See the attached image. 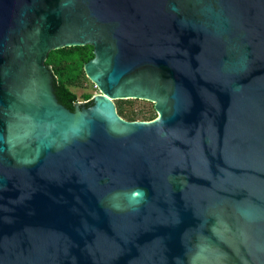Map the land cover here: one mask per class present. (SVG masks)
<instances>
[{"label":"water","instance_id":"obj_1","mask_svg":"<svg viewBox=\"0 0 264 264\" xmlns=\"http://www.w3.org/2000/svg\"><path fill=\"white\" fill-rule=\"evenodd\" d=\"M0 264H264V0H0Z\"/></svg>","mask_w":264,"mask_h":264},{"label":"trees","instance_id":"obj_2","mask_svg":"<svg viewBox=\"0 0 264 264\" xmlns=\"http://www.w3.org/2000/svg\"><path fill=\"white\" fill-rule=\"evenodd\" d=\"M91 46L62 48L49 53L45 62L51 68L53 76V89L57 101L70 112L74 111L77 96L73 88L82 87L87 78L83 66L93 58ZM86 101L84 106L92 105L91 95H83ZM118 115L126 121H152L156 118L154 108L147 112H136L133 101H115Z\"/></svg>","mask_w":264,"mask_h":264},{"label":"rangeland","instance_id":"obj_3","mask_svg":"<svg viewBox=\"0 0 264 264\" xmlns=\"http://www.w3.org/2000/svg\"><path fill=\"white\" fill-rule=\"evenodd\" d=\"M72 91L76 94L77 96V102L78 103H85L86 101L83 98V95H91V100L92 98L98 94V90L94 87V85L87 79V81L84 82L82 87L79 88H73ZM133 101V109L134 111L138 112H147L149 111L153 104L146 102V101H140V100H132ZM157 117V115H156Z\"/></svg>","mask_w":264,"mask_h":264}]
</instances>
